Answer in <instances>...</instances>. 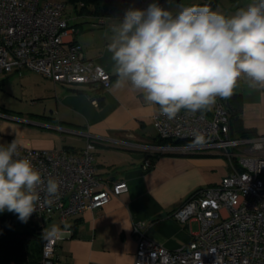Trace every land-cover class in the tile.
<instances>
[{
	"label": "crops",
	"instance_id": "1",
	"mask_svg": "<svg viewBox=\"0 0 264 264\" xmlns=\"http://www.w3.org/2000/svg\"><path fill=\"white\" fill-rule=\"evenodd\" d=\"M60 1L64 2V15L73 29L72 38L82 46L86 58L110 72V86L99 100L90 85L53 82L27 69L0 71V84L13 80L19 99L18 110L13 115L1 113L8 119L0 122V135L14 138L23 147H65L77 151L89 134L95 140L96 177L107 183L125 179L128 190L112 196L101 207L68 218L64 227L54 218L50 230L56 229L59 234L55 260L57 264H133V226L137 221L145 222L148 238L168 249H176L190 240L198 223L178 222L170 216L171 212L197 188L219 183L229 171L227 158L217 149L159 150L162 145L151 118L160 110L159 106L147 102L144 94L130 84L116 87L118 76L108 45L113 27L118 26L124 15L97 14L92 3L80 0ZM202 1L130 0V5L144 9L156 2L175 16L182 8ZM225 1L227 15L218 11L217 3L210 10L231 17L239 9L258 2ZM233 93L240 94L242 99L243 126L264 135V88H250L245 77L239 80ZM95 97L97 106L92 103ZM212 108L203 112L210 114ZM146 157L152 160L148 170L141 166Z\"/></svg>",
	"mask_w": 264,
	"mask_h": 264
},
{
	"label": "built area",
	"instance_id": "2",
	"mask_svg": "<svg viewBox=\"0 0 264 264\" xmlns=\"http://www.w3.org/2000/svg\"><path fill=\"white\" fill-rule=\"evenodd\" d=\"M72 33L60 0H0V71L27 69L53 82L90 85L102 95L110 86L111 74L84 56ZM92 103L98 105L97 97ZM151 118L159 137L191 141L185 147L166 144L159 150L217 149L227 158L229 171L219 183L194 190L171 212L178 222L198 223L186 244L168 249L148 238L145 222L137 221L133 264H264V135L231 136L228 110L219 97L210 114L181 109L169 119L159 110ZM87 136L77 151L23 147L14 138L0 140L5 148L15 141L18 155L14 159H29L44 181L37 189L39 200L32 214L41 232L42 264H54L59 238L58 230L54 234L50 230L54 218L64 227L68 218L101 207L128 190L125 179L107 183L96 177L95 140ZM197 136L203 139L202 145L194 143ZM151 165L146 157L141 166L148 170ZM50 178L59 185L54 197L44 190Z\"/></svg>",
	"mask_w": 264,
	"mask_h": 264
},
{
	"label": "clouds",
	"instance_id": "3",
	"mask_svg": "<svg viewBox=\"0 0 264 264\" xmlns=\"http://www.w3.org/2000/svg\"><path fill=\"white\" fill-rule=\"evenodd\" d=\"M112 32L108 51L116 87L130 84L169 119L181 109L196 113L210 109L217 97L230 98L245 77L250 88H264V0L231 17L207 6L184 7L174 16L153 2L126 10ZM194 143L204 141L197 136ZM16 155L15 141L0 146V213L27 223L44 181L29 159ZM58 188L50 178L44 190L54 197Z\"/></svg>",
	"mask_w": 264,
	"mask_h": 264
},
{
	"label": "trees",
	"instance_id": "4",
	"mask_svg": "<svg viewBox=\"0 0 264 264\" xmlns=\"http://www.w3.org/2000/svg\"><path fill=\"white\" fill-rule=\"evenodd\" d=\"M92 3L94 12L102 15H124L125 11L131 8L130 0H80ZM217 0H204L194 6H207L212 9ZM95 95H98V88H93ZM229 118V133L236 137L257 136L253 128L244 127L240 118L242 99L240 94L233 93L230 98L223 99ZM205 111V110H201ZM161 145H187L189 140L183 139H164L159 138ZM32 225H27L25 230L16 228V214L4 211L0 213V264H42V237L36 224V219L31 215ZM34 230L37 235L34 239ZM32 240V241H31ZM31 241L32 244H29ZM54 264H57L54 259Z\"/></svg>",
	"mask_w": 264,
	"mask_h": 264
},
{
	"label": "rangeland",
	"instance_id": "5",
	"mask_svg": "<svg viewBox=\"0 0 264 264\" xmlns=\"http://www.w3.org/2000/svg\"><path fill=\"white\" fill-rule=\"evenodd\" d=\"M235 1V0H233ZM226 1L225 0H220V3L218 1L217 3V7H218V11L224 15H227V8H224ZM236 12L232 13L231 15H235ZM1 74H0V80H1ZM13 80L10 81V83L7 82H2L0 84V122L4 121L8 118H6L5 116H2L1 113L3 115H8L11 116L14 114L13 111H17L18 110V103H19V99L17 100V96L15 95L16 93L14 92V90H16V83L12 82ZM22 102V101H20ZM23 103V102H22ZM0 140L2 142H6L7 138L1 137L0 135ZM33 221L32 218L30 217L29 220L27 221V223H22L19 219L18 216L16 214V228L19 230H25L27 228V225H32ZM193 228H197V224L194 223ZM37 235V230H34V237L32 239H34ZM32 241V240H31ZM31 241H29V244H32Z\"/></svg>",
	"mask_w": 264,
	"mask_h": 264
}]
</instances>
